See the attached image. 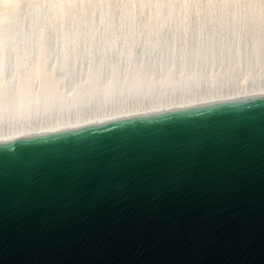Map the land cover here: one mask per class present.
Wrapping results in <instances>:
<instances>
[{"label":"water","instance_id":"water-1","mask_svg":"<svg viewBox=\"0 0 264 264\" xmlns=\"http://www.w3.org/2000/svg\"><path fill=\"white\" fill-rule=\"evenodd\" d=\"M0 264H264V91L0 139Z\"/></svg>","mask_w":264,"mask_h":264},{"label":"bare ground","instance_id":"bare-ground-1","mask_svg":"<svg viewBox=\"0 0 264 264\" xmlns=\"http://www.w3.org/2000/svg\"><path fill=\"white\" fill-rule=\"evenodd\" d=\"M264 91V0H0V139Z\"/></svg>","mask_w":264,"mask_h":264}]
</instances>
